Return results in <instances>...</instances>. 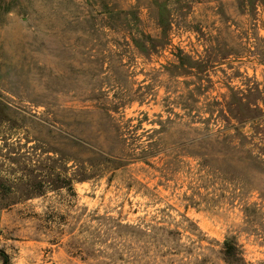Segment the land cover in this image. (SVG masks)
Segmentation results:
<instances>
[{
  "label": "rangeland",
  "instance_id": "rangeland-1",
  "mask_svg": "<svg viewBox=\"0 0 264 264\" xmlns=\"http://www.w3.org/2000/svg\"><path fill=\"white\" fill-rule=\"evenodd\" d=\"M66 138L92 176L0 185V264H264V0H0V176Z\"/></svg>",
  "mask_w": 264,
  "mask_h": 264
},
{
  "label": "trees",
  "instance_id": "trees-1",
  "mask_svg": "<svg viewBox=\"0 0 264 264\" xmlns=\"http://www.w3.org/2000/svg\"><path fill=\"white\" fill-rule=\"evenodd\" d=\"M58 147L61 148L56 149L49 145L39 148L34 145L31 147L32 152H28L26 155L17 153L9 159L12 166L9 168L8 176H0V185L4 188L5 195L3 196L6 200L9 199L7 197H10L11 204H15L20 200L44 196L51 191L72 190L74 183L90 179L93 174V166H87L86 163L79 164L75 157L67 154L69 153L67 150L73 153V151L81 148L88 149L87 145L66 138ZM147 148H141L143 151L138 154L142 158L139 160H144V163L154 157L153 152L149 151L152 150V146ZM124 149L129 152V147L126 146ZM130 156H135V154L130 153L128 158ZM118 158L122 159L121 157ZM135 158L137 160L139 157ZM70 162H74V167H76L72 172H69L70 168L67 167ZM116 162L118 161L105 160L104 166L110 168ZM3 208L4 206L1 205L0 209ZM224 250L228 256H235L234 247L229 241L224 242Z\"/></svg>",
  "mask_w": 264,
  "mask_h": 264
}]
</instances>
